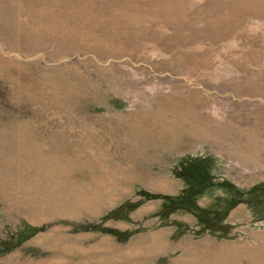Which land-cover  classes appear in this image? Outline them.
<instances>
[{
    "label": "rangeland",
    "instance_id": "obj_1",
    "mask_svg": "<svg viewBox=\"0 0 264 264\" xmlns=\"http://www.w3.org/2000/svg\"><path fill=\"white\" fill-rule=\"evenodd\" d=\"M260 181L264 0H0V264H264Z\"/></svg>",
    "mask_w": 264,
    "mask_h": 264
},
{
    "label": "trees",
    "instance_id": "obj_2",
    "mask_svg": "<svg viewBox=\"0 0 264 264\" xmlns=\"http://www.w3.org/2000/svg\"><path fill=\"white\" fill-rule=\"evenodd\" d=\"M202 161V160H201ZM203 162V161H202ZM201 165H205L201 163ZM200 175V173H198ZM198 185L197 187H191L189 191H192L193 194L199 192V189H202L206 183L210 182L209 179H206V176L201 174L200 176L195 177V181ZM227 190L223 198L224 202L220 209L214 210V213L221 212L225 216L236 204L243 202L245 199L252 201L254 199L255 203L262 204L264 206V181H260L257 184L253 185L251 188L244 189L238 186L233 185L232 183L226 182L224 186ZM201 212L200 215L205 214V208H198Z\"/></svg>",
    "mask_w": 264,
    "mask_h": 264
},
{
    "label": "bare ground",
    "instance_id": "obj_3",
    "mask_svg": "<svg viewBox=\"0 0 264 264\" xmlns=\"http://www.w3.org/2000/svg\"><path fill=\"white\" fill-rule=\"evenodd\" d=\"M153 238H154V241H153V243H152V246H154V245H159V242H157L158 240L156 239V236H153Z\"/></svg>",
    "mask_w": 264,
    "mask_h": 264
}]
</instances>
